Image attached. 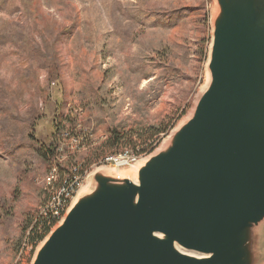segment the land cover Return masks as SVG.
<instances>
[{"label":"rangeland","instance_id":"1","mask_svg":"<svg viewBox=\"0 0 264 264\" xmlns=\"http://www.w3.org/2000/svg\"><path fill=\"white\" fill-rule=\"evenodd\" d=\"M216 8L0 0V264H32L49 236L31 238L33 220L56 180L75 177V198L100 168L128 174L190 117L208 81ZM117 155L136 162L107 164Z\"/></svg>","mask_w":264,"mask_h":264},{"label":"water","instance_id":"2","mask_svg":"<svg viewBox=\"0 0 264 264\" xmlns=\"http://www.w3.org/2000/svg\"><path fill=\"white\" fill-rule=\"evenodd\" d=\"M215 2L190 117L137 183L95 171L32 264H264V0Z\"/></svg>","mask_w":264,"mask_h":264},{"label":"bare ground","instance_id":"3","mask_svg":"<svg viewBox=\"0 0 264 264\" xmlns=\"http://www.w3.org/2000/svg\"><path fill=\"white\" fill-rule=\"evenodd\" d=\"M216 10L217 9L214 10L215 13H216ZM208 81H209V76H208ZM111 160L116 161L117 158H115V156H114L111 158ZM143 162H144V160L136 163L135 165L130 166V172L128 174H118L116 171H113L112 169H109V168H100L98 170L103 171V172L107 173L108 175L113 174V175H115V177L122 178V179L123 178L129 179L130 181L137 183V171ZM77 173H79V172H77ZM74 179H76V178L74 177ZM77 180H80V179H77ZM50 181H52V180L49 179L48 182H50ZM72 184H73L72 176H71V178L67 177V179H65L64 182L62 180L61 186H58L56 189L54 188L55 191H53V192H55L56 194H55L54 198L52 199V201L50 202V204L41 211V215H43L44 217H45V211H49V221L53 223V226H51V230L49 231V233L44 238H46L50 234V232L63 221V219L65 218L66 214L68 213L70 207L76 202L77 196L79 195V192L81 193V192L85 191L87 186H88V185L84 184L82 189H80L78 191V193H76L75 198L73 197V194H71V196H64V199L61 202V205L59 206V216H58V212H56V210H50V209H51L52 205H55V200L59 197L60 194H62L65 191H70V187ZM51 197H53V196H51Z\"/></svg>","mask_w":264,"mask_h":264},{"label":"built area","instance_id":"4","mask_svg":"<svg viewBox=\"0 0 264 264\" xmlns=\"http://www.w3.org/2000/svg\"><path fill=\"white\" fill-rule=\"evenodd\" d=\"M72 151H73V149L71 150V152ZM58 152L60 153L61 156L65 155L67 153H70L69 148H68V144L64 145L61 142V145L58 148ZM59 161H60V159H59ZM132 161L136 162V160L128 159L126 155H122V156L117 155L116 161L107 162V164H111V165H113V167L121 168V167L130 166L129 163ZM57 170L58 169H51V171H56V173H57ZM56 183H60V180H56ZM76 189H77V181H74V177H73V185L70 187V191H65L62 194H60L59 197L55 200V205H52L50 210H56V212H58V216H59V206L61 205V202L63 201L64 196H71V194H74ZM43 220L46 221V227H47V225L51 224V222H49V211H45V219H43ZM41 231H42V229H41Z\"/></svg>","mask_w":264,"mask_h":264},{"label":"trees","instance_id":"5","mask_svg":"<svg viewBox=\"0 0 264 264\" xmlns=\"http://www.w3.org/2000/svg\"><path fill=\"white\" fill-rule=\"evenodd\" d=\"M48 151L52 153L51 149H48ZM61 184L62 183L60 181V183H58L57 186H61ZM43 219H45V217L40 214L39 217L36 216L35 219L33 220V228H34V230H33L32 234H31V238H34V235H36L39 238L43 239L49 233V231L51 230V226H53V223L51 222V224L47 225V227H46V221L43 220ZM41 229H42V231H41Z\"/></svg>","mask_w":264,"mask_h":264}]
</instances>
